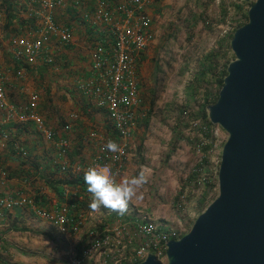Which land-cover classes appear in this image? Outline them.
<instances>
[{
	"label": "crops",
	"instance_id": "1",
	"mask_svg": "<svg viewBox=\"0 0 264 264\" xmlns=\"http://www.w3.org/2000/svg\"><path fill=\"white\" fill-rule=\"evenodd\" d=\"M150 1L147 12L154 30L155 18L158 16L156 11L164 5V0ZM0 2L4 15L0 22V82L4 87L6 103V108L0 109V198L24 197L36 209L47 211L59 204H72L74 214L83 222L78 231L70 230L67 234H61L51 223L36 218L32 206H16L12 209L0 207V264H70V255L76 256L85 248L88 242L87 231L112 226L116 214L103 206L93 209L92 202L85 201L86 197H91L85 192L87 185L82 186L78 181L79 184L75 183L77 185L73 187L74 185L56 184L55 181L65 176H85L95 150L91 134H112L113 130L104 112L95 108L94 103L77 90L76 80L83 69H86L87 56L82 49L84 43L81 38L84 33L80 31L78 36L75 35L73 43L62 44L59 49L58 40L53 37L54 57L39 76L38 71L29 69L16 57L9 42L12 36H26L24 33L28 29L31 30L29 34L37 31L32 26L35 23L34 15L28 11L30 0ZM54 15L57 21L65 19V14L57 9L54 10ZM66 22L73 30H78L72 21L67 19ZM146 54H149L148 50L142 57L139 70L141 87L148 60ZM172 55L171 60L175 61L176 55ZM153 57L152 54V62ZM153 86L151 82V88ZM143 89L145 90L144 87ZM32 92H37L40 96L38 113L46 129L55 133L51 140L46 139L33 121L20 120L23 113L21 108ZM141 97L143 99L142 93ZM48 111L53 113L51 120L46 118ZM73 113L78 118L67 123L71 124V132H67L65 127L62 130L64 119ZM2 134L8 135L9 140L4 139ZM59 139L68 141L65 153L60 156L56 146ZM159 139L160 137L154 139L150 136L147 126L139 122L130 138L126 164L116 179L120 183L139 174L146 177V182L137 189L127 209H135L155 226L170 224L172 221L162 214L161 203L158 200L156 202V198L154 205L150 206L151 192L155 188L151 177L157 174L153 175L152 168L160 166L164 150V143ZM15 144L27 151L26 159L19 154ZM4 172L6 175L2 176ZM151 182L152 186L147 185ZM165 183L172 185L173 181L169 177ZM158 187V195L163 194V188ZM85 264L94 263L90 260Z\"/></svg>",
	"mask_w": 264,
	"mask_h": 264
},
{
	"label": "built area",
	"instance_id": "2",
	"mask_svg": "<svg viewBox=\"0 0 264 264\" xmlns=\"http://www.w3.org/2000/svg\"><path fill=\"white\" fill-rule=\"evenodd\" d=\"M150 0H30L29 13L34 15L33 34L31 30L26 36H12L10 44L15 55L31 70L44 69L52 61L53 37L60 45L71 44L80 31L83 34V46L87 59L86 69L76 80L77 90L94 103L95 108L102 110L112 127L113 133L91 134L94 153L87 167L103 170L107 168L116 181L123 170L130 138L139 120L145 117L143 99L140 93V65L142 57L153 41L152 20L147 12ZM1 3V2H0ZM65 14L64 21H57L54 10ZM4 15L0 9V22ZM72 21L78 27L73 30L66 22ZM55 47V43H54ZM40 96L37 92L29 94L25 103L21 121L31 120L37 129L46 137L53 139L55 133L46 129L43 119L38 113ZM5 94L0 82V109H5ZM78 118L71 114L69 121ZM68 121V122H69ZM193 137H197L196 153L200 156L198 164L205 155L203 147L212 146L214 140L211 127L200 121H191ZM71 132V124L65 126ZM9 140V136L2 134ZM115 141L121 151L112 153L106 150L109 141ZM67 139L56 142L59 156L68 147ZM24 159L27 151L15 144ZM212 148V147H211ZM211 149L208 151L210 153ZM196 167V166H195ZM64 169V168H62ZM195 168L192 170V172ZM6 173H2L5 176ZM207 175L202 172L197 184L206 186ZM185 194V193H183ZM179 197L180 200L182 196ZM178 198V199H179ZM181 201L177 208L181 209ZM32 206V202L24 197L7 196L0 198V207L12 209L16 206ZM36 218L55 226L61 234L78 231L82 221L74 214L72 204L56 205L51 211L36 209L32 206ZM112 226L102 230L89 229L88 242L80 254L70 255V264H85L91 260L94 264H140L149 254L157 260L166 262V246L170 240H178L182 233L170 224L157 226L146 221L135 209H127L123 214L115 212Z\"/></svg>",
	"mask_w": 264,
	"mask_h": 264
},
{
	"label": "water",
	"instance_id": "3",
	"mask_svg": "<svg viewBox=\"0 0 264 264\" xmlns=\"http://www.w3.org/2000/svg\"><path fill=\"white\" fill-rule=\"evenodd\" d=\"M252 3L247 22L230 40L234 60L211 124L226 134L217 172V197L188 233L170 240L162 263L149 254L140 264H264V0Z\"/></svg>",
	"mask_w": 264,
	"mask_h": 264
},
{
	"label": "rangeland",
	"instance_id": "4",
	"mask_svg": "<svg viewBox=\"0 0 264 264\" xmlns=\"http://www.w3.org/2000/svg\"><path fill=\"white\" fill-rule=\"evenodd\" d=\"M221 1L164 0V5L156 11L158 16L155 18V29L153 30L154 42L150 43L147 49L149 54H146L148 60L142 87L147 90V95H149L147 97H150L151 82L155 87L153 91L154 106L148 117L147 128L150 131V136L154 139L160 137L159 140L164 143L161 161H159L160 166L156 165L152 168L153 175L156 172L157 174L151 177L154 180L155 188L154 192H151L150 206L154 205L156 198V202L158 200L161 203L162 214L172 220L171 225L178 229L182 235L189 232L196 217L200 214L195 210V204L203 189L206 188L205 185L197 183L190 185L188 183V176L198 164L200 157L195 152V146L193 150L190 145L193 143V130L182 129L180 132L182 139L176 142V149L169 158L166 157V154L179 136L174 135L176 132H173V128L179 106L186 103V85L193 78L202 57L214 49L218 40L232 31V19L230 18L233 16V10L229 5L236 0H225L224 4L229 7V11L224 23H220L219 5ZM245 9L248 10L249 7L245 6ZM201 17L203 20L200 19ZM194 21L197 22L194 27H191ZM168 32L170 33L169 39L166 37ZM164 38L168 40L164 41L166 44L159 55L158 63L155 64L151 61L152 54H156L155 50L160 47L161 39L163 41ZM227 50L228 48L224 49V51ZM229 51V54L221 59L223 62L234 60L233 53L231 50ZM173 53L176 55L175 61L171 60ZM152 77H154V81H152ZM141 85L140 78V93L143 94L144 89L142 90ZM144 99L145 106L144 104L142 106H144L147 115L148 107ZM211 129L215 137L208 155L207 180L209 179L208 182L214 183L216 187L210 189L206 207L218 195L217 172L221 150L227 140V134L220 127L214 125ZM169 177L173 181L172 185L165 183ZM151 184L152 182L147 185L152 186ZM158 186L163 188L164 193L161 195H158ZM181 194L184 195L181 200L180 198L176 200V197H180ZM180 201L181 209L177 208ZM178 211L180 212L178 213Z\"/></svg>",
	"mask_w": 264,
	"mask_h": 264
},
{
	"label": "trees",
	"instance_id": "5",
	"mask_svg": "<svg viewBox=\"0 0 264 264\" xmlns=\"http://www.w3.org/2000/svg\"><path fill=\"white\" fill-rule=\"evenodd\" d=\"M225 0H222L220 2V13H221V20L220 23L225 22V18L228 14L229 7L226 6ZM252 3H245L241 0H236L235 2L230 3V7L233 10V16L230 18L231 20V25H232V31H229L222 39L218 40L214 49H212L209 53L204 55L198 64L197 70L194 73L193 78L191 81L186 85L185 89V95H186V103L182 106H179L177 115L175 118V125L173 128L174 135H179L176 138V141H174L169 149V152L166 154V157L169 158L172 154V152L176 149V142H178L181 137V130L182 129H189L192 131L193 129L191 128L190 122L191 121H200L202 124H205L209 127H214L213 124H211L208 120L207 117V107L211 104H213L218 96V92L220 88L223 85V79L227 75V66L231 61L226 60L222 61L221 59L224 58V56L228 55L230 52V40L232 38V35L236 29L244 25L247 20V12L248 10L245 9V6L250 7ZM200 17V16H199ZM203 20V18H200ZM197 21H194L191 27H194ZM169 33V32H168ZM170 37V33L166 35L168 38ZM167 38H164L163 41L161 39L160 42V47L157 48L156 54L153 57V63L157 64L159 61V55L164 49V46L166 43L164 41L168 40ZM225 48H228L227 51H224ZM233 61V60H232ZM156 70V69H155ZM155 70H154V75H155ZM34 71V70H33ZM36 71L37 74L40 76L42 75L41 73L43 72V69H37ZM35 72V71H34ZM164 87V85H163ZM154 88H150V97H147V90H144L143 92V98L145 100V103L148 107V112L145 117L139 120L143 125L147 126L148 124V117L152 113V107L154 106ZM144 104V101H142ZM145 106V104H144ZM143 106V107H144ZM47 120H51L53 118V113L52 111H48L46 114ZM69 119H64L63 122H65L64 126L61 127L63 130L65 125L68 123ZM208 138L214 140V135L211 133V135H207ZM191 138V137H190ZM190 140V139H189ZM197 137H193L191 143V147L194 150V146L197 144ZM211 145L207 147L202 148V152L205 155V158L202 160V163L197 164L195 167V170L191 172V174L188 176V183L190 185H195L197 183L196 181L198 180L200 174L204 172L206 175L208 174V151L211 149ZM80 177H69L65 176L63 179H60L59 181H55L56 184H66L68 186L75 187L78 183L82 186H85L86 183L84 181V176L79 175ZM209 179L207 180L206 183V188L203 189V192L199 195V197L196 200L195 204V210L198 211L199 213L203 212V209L206 208V203L208 202V196L210 194V189L216 187L214 183H209ZM217 181V180H216ZM77 183V184H75ZM89 193L88 191H85ZM183 192V191H182ZM91 196V194L89 193ZM180 195V194H179ZM179 197H176V200H178ZM85 201H90L91 197H86ZM183 235H181L182 237ZM126 264V263H125Z\"/></svg>",
	"mask_w": 264,
	"mask_h": 264
},
{
	"label": "clouds",
	"instance_id": "6",
	"mask_svg": "<svg viewBox=\"0 0 264 264\" xmlns=\"http://www.w3.org/2000/svg\"><path fill=\"white\" fill-rule=\"evenodd\" d=\"M105 148L112 153L121 151L119 145L112 140L106 143ZM84 181L87 185V191L91 194V207L93 209L103 206L123 214L127 210L129 202L136 195L137 189L146 182V177L139 174L130 180L117 183L107 168L103 170L90 168L85 173Z\"/></svg>",
	"mask_w": 264,
	"mask_h": 264
}]
</instances>
